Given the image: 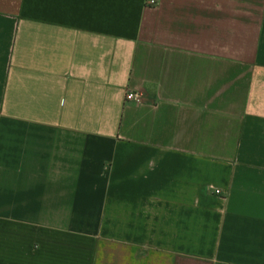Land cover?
<instances>
[{
    "label": "crops",
    "instance_id": "crops-1",
    "mask_svg": "<svg viewBox=\"0 0 264 264\" xmlns=\"http://www.w3.org/2000/svg\"><path fill=\"white\" fill-rule=\"evenodd\" d=\"M155 1L0 0V264H264V0Z\"/></svg>",
    "mask_w": 264,
    "mask_h": 264
},
{
    "label": "built area",
    "instance_id": "built-area-1",
    "mask_svg": "<svg viewBox=\"0 0 264 264\" xmlns=\"http://www.w3.org/2000/svg\"><path fill=\"white\" fill-rule=\"evenodd\" d=\"M147 3H148V5H154V4H156V1L155 0H148ZM126 98L130 101H136V102L140 101V97L135 93L128 94ZM217 193H219V192H217Z\"/></svg>",
    "mask_w": 264,
    "mask_h": 264
}]
</instances>
